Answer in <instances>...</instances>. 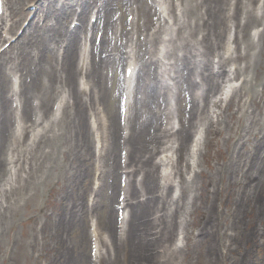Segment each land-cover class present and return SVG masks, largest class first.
I'll return each mask as SVG.
<instances>
[{"label": "bare ground", "instance_id": "bare-ground-1", "mask_svg": "<svg viewBox=\"0 0 264 264\" xmlns=\"http://www.w3.org/2000/svg\"><path fill=\"white\" fill-rule=\"evenodd\" d=\"M24 1L25 0H22V2ZM26 1L30 2L33 0ZM57 1V4H52V0H35L34 6L36 10L34 13V18L33 20H31V22H29L27 28L24 30L22 38L13 45V48L16 50L15 58L9 57L8 60H4L2 58L3 61H0V142L6 143V141L13 139L14 137L12 132H10L9 127H7L10 119L15 116V113L8 107L9 97L7 96V93L9 89L6 86V83L9 78V70L15 68L18 70L17 72L23 73L24 75V80L21 79L19 82L18 91L13 90V95L17 96V98H24V101L22 102V116L24 118L30 117V110H35V117H38V122L33 123V131H35L36 128H41L43 126L42 124L40 125L41 121H43L42 115L44 113L42 108L46 106L47 100L51 99V94L49 91L54 90L53 82L55 81L56 83L57 80L59 84L67 87L68 94L72 99L71 103H67L63 98H61L62 94L57 92L58 89H55L57 91L53 92H57L55 101H58V103L57 110L55 111V113H52V116L56 117V114L62 113V116L59 118L58 122L54 123L55 127L61 130L60 134L57 137L49 139H46L44 136H42V144L50 146L51 150L49 151V153L54 154L60 153L61 151L56 148V145L58 144H61L60 149H62L64 145H68V148L62 151H70L71 146L74 148V151L78 146L89 150L91 139L88 132L87 125L89 126V124L85 109L87 108L88 104H90L89 106L95 105V101L97 99L93 98L91 103H86L85 101H82L80 99L81 95L83 94V92L91 93L92 90L96 88L97 91H99L98 100L104 102V98L106 95V90L102 86L104 75L110 74L109 72H112L116 75L118 73V70L121 71V67H119L118 64L122 66V64L124 63L125 67L123 68V75L126 73L127 68H130L131 70L134 68L132 75H134L133 78H136L132 82L131 74L128 78L124 77L121 85L119 83L118 90L121 91V93L124 92V94L126 95L128 103L127 113H129L130 109H134L133 118L137 120L139 127L136 131L135 128L130 124L128 118L126 127L120 129L116 124L115 112L112 111L110 115L111 132L104 137L101 144V149L103 152H105V147L111 148V153L115 156L116 150L119 147V131L125 129L129 130L128 137L124 140L123 143V146L128 151V160L132 162V159L134 161V158H138V161L140 162L139 157L144 152V159L141 161V166L138 169L134 168V171L138 172L142 170V166L148 167L146 170H143L142 185L148 186L149 184L154 183L153 189H155L156 192L160 189L163 190L165 188H169L170 182L162 180L164 181V185L160 186L155 182V180L160 181V178L159 176H155L157 165L155 161L153 162L154 154H151V150L159 152L158 166H168V163L171 160V150L168 147L176 142L178 143V148L176 149L178 153V159L181 161L184 160L183 151L185 150V144L188 138L187 136L189 135L190 129H193L197 124L195 123L194 125L192 121L196 119V116H199L201 113H203V109L199 111L198 108H196V94L194 95L193 93H191L189 101L191 106L189 109V113L191 111L192 118L188 121V128H181L176 131H173L171 127L168 128L171 119V113L170 110L165 107L167 106V91L165 90V92H161V90H164L165 88L169 89L167 81H173L176 78L172 71L176 72L177 67H174L173 64L167 63L165 61L166 59L170 60L175 58L179 65L183 66L186 69H192L194 61L191 62V58L193 55H195L194 53L196 51V47L194 44L190 46V38L192 39L193 37H196L198 33H200L198 35L201 36L202 32V28L197 21L198 16L196 14V9L203 10V13L200 17V24L203 25L205 23V20L207 19L204 18V14H212L216 19H218L220 24L226 26L229 22V17L226 14L217 16L214 9L216 8V5L218 3H222L223 1H225L224 5L219 6L220 10H224L225 12V7L228 6V0H180V6L183 2L185 4H182V7L181 9H179L178 14H175V7L172 3H170L171 8L168 10L169 5L168 7L165 6L164 0L162 3L158 2L152 5L148 4V8L147 5H143V0H122L124 1V3L121 4V7L124 9V13H128L127 15H135L138 17L137 12L141 8L140 14H144L146 17V19L144 17L145 21L142 27L137 25L136 22L132 20L129 24L131 26V29L130 31L126 32H122L121 30L119 31L118 25L116 24L117 19L114 21L111 19V16H113V9L111 5L121 0ZM235 2L236 6L233 7L232 5L231 7L235 10V13L238 14V21L242 13L248 10L243 8V6L245 7L244 0L242 1L243 6L241 5V0H235ZM75 7L77 8V10H75ZM156 7H159L158 18L156 20V23L151 24L153 25V32L150 33L148 29L150 24L147 25L149 23L148 15L149 13L151 14V8L155 9ZM9 9L13 15H18L22 18L26 14L24 8H21L20 6V0H15V7L9 6ZM92 9H94L95 11H91ZM3 11L4 9L2 10V12ZM90 12L91 16L89 19L93 17L96 19V21L101 20L102 18L104 19L102 29L103 36L99 45H95L93 42L92 46V41L90 38L85 37L82 40V38L79 37V34L87 30V28L91 31L95 29L96 23L90 24V22L87 20L88 14ZM169 14L174 17V36L167 39H161V36L157 37L158 43L165 42V49L168 47V50L166 51L164 49L161 52L160 49V53H155L153 51V44L156 40L155 34H159L161 32V27L163 26L161 25V23L164 22L165 24L169 25V20L171 18ZM153 16H156V11H154ZM244 18H246V16ZM71 20H75L77 23V25H75L72 29H70L68 26ZM40 21L41 25H39ZM251 22H255V19L249 18V20H247V24ZM14 24L16 25V22ZM156 27H159V29L155 30L154 28ZM2 31L5 32L4 29H2ZM7 31L8 33H11L13 31L12 27H9ZM109 31L111 32V34L108 36L107 33ZM134 35H136L137 37L143 36V39L141 40V42L138 41V44L135 43V46L133 48L135 49L137 47H145L144 54L148 55V59L141 65L139 64L141 56H136L135 53L132 54L134 49H131V46L133 44L131 41ZM123 39H125L126 42L121 46ZM118 41H120L119 46L117 45ZM80 42L82 43L79 46ZM127 42H131L130 45L126 46ZM94 45L95 48L98 49L99 58L97 60V53H93ZM249 46L247 47V52H245V54H240V58L244 56H246L247 58L249 57ZM1 47L2 46H0V54L5 51V49L1 51ZM128 47L130 50L127 51ZM229 50L230 48L227 47L224 56L228 54ZM54 52L57 55H52V53ZM224 56L219 60L220 64L225 63V59L227 57L225 58ZM263 56V51H260L258 54V61L250 62L247 59L248 69L258 72L259 78L263 76L261 73V61L263 59ZM28 57H30V59ZM195 57L196 55L194 56V58ZM228 57L231 58V56ZM52 60H54L56 64H54ZM14 61H17V63L14 64ZM7 64L10 65L7 66ZM151 67L153 68V79L156 81L153 85H151L149 81L150 73L148 71H150ZM81 71H83L85 78L88 79L91 87L87 88L86 83H83L82 86L79 85V87L76 83V76ZM176 73L178 79L181 80L182 78L179 76L178 72ZM26 78H29V82L26 81ZM209 78L210 75L207 74L206 81L208 83H210ZM139 79H142V84H139ZM232 80L233 79L229 77L228 80H226V84L220 88V90L213 96L210 103H208V109L202 116V124L200 127H196V132L192 136L188 151L185 154L188 158L186 168L192 167V164H190L189 160H192L197 155L198 151H200L203 132L207 134L212 133L210 129L208 130L204 126L209 121V114L213 115L219 104L221 105L225 97L232 91L231 88L233 86L232 84H230V81ZM132 83L134 84L133 87ZM135 90H140V98L136 97L137 100H134V102H132L131 98L133 94H139V92ZM154 91H157L156 97L152 96ZM93 94L94 91L92 95ZM32 97H35L39 102L37 105L38 107H29V103ZM160 98L162 99L161 103H159ZM250 99L253 104H255V100L252 97ZM17 101L18 103H20V99H18ZM164 102V109H161L162 103ZM153 103H156L155 108H152L150 106V104L152 105ZM231 103L229 101L228 105H230ZM186 104H188V102H186ZM46 114L48 115V110ZM234 115V112L229 113V117L238 122V119L235 118ZM162 116L164 117V119H166V125L164 128L162 124H158V121L162 119ZM211 126L214 127L213 125ZM227 128L231 129L228 125ZM150 129L153 130L152 133L149 132ZM144 130L147 131L146 137H148V140L141 139V134L144 132ZM252 130L258 131V135L254 137V141L251 144L253 151L250 150L249 154L250 157L252 154H254L256 157L254 159L248 157L247 161H244L241 168L238 169V172H240L241 175L240 186L243 185L242 187H246L248 190H252L253 186H255L253 185V183L255 181L258 182L259 180H261V176L264 174V119L259 122H255ZM212 131L217 132L215 128ZM135 132H137L136 135H134ZM28 133H31V131ZM37 134L38 131H35L31 135L35 137ZM219 134H221V132H219ZM229 141L230 138L225 139L226 146L228 145ZM207 146L208 145H206V147ZM172 147L173 146H171V148ZM42 153L43 151H38L35 154L34 159L41 157ZM147 153L149 155L148 157H145V154ZM199 155L201 156L202 153H199ZM235 159H237V161H241L236 148L235 157H232L230 160L231 164L235 163ZM112 168L115 173L112 175L113 182L111 183L110 188L113 190V192H118L119 188L116 178L119 165ZM165 169L166 168H164V171H166ZM175 170H177L178 174L182 173L181 169L178 166H175ZM231 170L234 173L232 166L228 165L223 170V173L226 182L229 183L230 187H234L236 185L235 182L230 184ZM203 174L204 173L201 172L199 176H202ZM162 177H164V175H162ZM214 178L215 176H207L208 181L203 182L202 187H208L210 185L215 188L216 185ZM1 181L5 180L2 179ZM183 183L185 184V186L183 187V193L186 199V186L190 187V184H186V182ZM192 183L197 184L195 190L196 196L193 201V205L194 207H196L198 201L197 191L200 187V182L197 179V176L193 179ZM28 184H31V182L28 181ZM6 186L7 185H4V187ZM127 187L128 193L127 198H125V207L128 204H132L131 202L128 203V200L134 199L137 196V193H140V191L136 187H134V184L131 181H128ZM214 192L215 191L213 190L212 193ZM153 193L155 192H151L150 194ZM106 198L109 203L105 206V213L109 214L110 216L109 218H107V224L102 221V225L106 228L107 231L111 233V235L113 232V238H115V223L110 217L113 216L114 213L113 203L117 202H113L115 201L114 194L109 195ZM160 198L162 208H164V213L160 216L157 215L156 218L152 219L151 221L147 219L151 216L149 215L150 211L148 209L150 207L149 203L146 202L145 205H142V203L140 204L139 202L135 203L134 207L138 206V213L134 215L133 219V221L136 222V225H132L130 220L128 228L122 235V238L117 241V247L115 248V258L112 259L108 256L107 259L102 260V263L173 264V262L168 263V261L176 259L178 252L172 250L169 245L162 246V249V247H158V244L160 242H169L171 231L173 228V222H175V218H173V215L170 216L169 203L173 202L178 204V200L170 199L168 201L166 195L161 196ZM247 198L249 199V197ZM200 204L201 202L199 203V205ZM152 205L156 207V209L151 208V210L153 212H157V209L160 207V205H158L157 203H152ZM178 206L179 205H177V207ZM142 212H145L148 215L145 216ZM130 214L132 217V212ZM147 220L149 222H147ZM4 225L5 217L0 213V231L3 229ZM153 225L155 226V228L159 227V231L154 234L152 232ZM151 236H153V238L148 240V238ZM213 242H215L214 239ZM157 249H162L160 251L162 252V255L160 257L158 254H155ZM168 250H170L171 252L168 253ZM213 250L214 245L209 244L208 242V250L206 253H211L213 252ZM201 252L202 251H199L197 253L196 250L193 253L190 252V254H193V256H195V259H198V261H196L197 263H200L201 261L199 257V255H201ZM187 257L188 256H186V258ZM162 258L163 260H161ZM206 259L208 262L211 257H206ZM87 263L84 260L83 264Z\"/></svg>", "mask_w": 264, "mask_h": 264}, {"label": "rangeland", "instance_id": "rangeland-1", "mask_svg": "<svg viewBox=\"0 0 264 264\" xmlns=\"http://www.w3.org/2000/svg\"><path fill=\"white\" fill-rule=\"evenodd\" d=\"M52 4H57V0H52ZM263 1V0H262ZM261 0H244L245 7L241 18L240 26H236L237 15H234L230 20L231 23L226 27L220 24L218 19L212 22L208 21V25H200V15L198 9H196V14L198 16L197 21L201 26L202 32L201 36L197 34L196 37L190 38V46L195 45L196 51L195 55L192 56L191 62L197 61V65H193L194 68H184L179 65L175 60H172L173 65L177 67L179 76L182 78L183 82L177 83L178 89L181 92L186 90L188 94L191 92L197 93L198 95H203L204 98H210L212 93L216 91L207 83L206 77L201 78L200 75H196V70L198 66H205L209 69L210 58L211 62L217 66V57L214 59L211 55L220 54L222 43L224 42V51L226 38L229 36V26L235 31L236 39H238V47L247 52V47L249 46L248 60L250 62L258 61V54L263 51L264 54V10L261 12L263 2ZM35 0L27 2L26 0L22 2L20 0L21 8H24L25 15L19 17L18 15L11 14L8 6L15 7V0H5V16H0L3 21L6 19V28H9L13 22H16V28L12 32L14 40L16 37H22V31L27 27L28 22L34 18L32 14L35 11L34 4ZM124 1H118L111 5L113 11L117 10V7L121 9L120 5ZM233 3V2H232ZM147 5V0H143V5ZM185 4V3H184ZM262 4V6H261ZM18 6V5H17ZM261 9L258 10V7ZM179 9V8H178ZM75 10L77 8L75 7ZM141 12V8H140ZM138 12V13H140ZM91 12L88 15L87 20H89ZM246 16V18H244ZM145 15L139 16V26L143 25ZM153 17V16H152ZM151 14L148 15L149 23L155 22V17L152 18ZM255 19V22H251L246 25V21ZM92 21L94 18L91 19ZM229 20V21H230ZM73 22V23H72ZM26 23V24H23ZM213 23V25L211 24ZM103 26V22L101 23ZM101 24L96 26L93 32L92 41L97 45L98 38L102 37ZM41 25V21L39 23ZM76 25L75 21L69 22V27L72 28ZM4 24L0 25V32ZM205 27V28H204ZM240 28V29H239ZM240 32H239V31ZM239 32V33H238ZM254 32V33H253ZM108 32V36H109ZM9 35V34H8ZM9 35V36H11ZM81 38L90 35V33H80ZM12 37V38H13ZM95 37V40H94ZM225 39V41H224ZM234 40V36H233ZM101 41V40H100ZM5 44L0 38V45ZM100 43V42H99ZM10 45L7 50H9L4 57V60H8V55L12 56L14 49H11ZM235 46V45H234ZM140 50V49H139ZM95 52V47L93 48V53ZM139 53V52H138ZM52 55H56L52 53ZM96 60L99 58L98 53L96 54ZM30 59V57H28ZM145 58V57H144ZM1 59L0 61H3ZM144 60V59H142ZM247 57L244 60H237L239 62V72L237 75L238 85L236 87L237 93H234L236 99L232 100L233 112H235V118L238 122L229 117L231 111L226 105L224 107L217 108L216 113L212 116L215 121L214 127H209L212 133H209L208 138L203 136V149L205 144L208 145L207 149H204V154L199 157L200 167L199 171L205 172V174H214L216 172L215 181H217V190L220 189L219 197L213 196V201L211 202V208L200 207L201 211L204 212V218L198 217V221L201 226H192L189 220L194 217L192 213L191 218L189 213L195 207L191 206L194 195L196 194L195 189L191 188L186 201L188 204L185 206V211L180 209L177 213L179 217H184L187 213V223L182 226L186 235L197 238V253L201 252L199 255L201 261L197 263L198 259L195 256L190 259L185 258L184 251L179 252L181 258L175 264H264V174L261 176L260 186H253L252 190L242 191V188L235 185L230 187V185L222 180L221 169L226 165L230 164L229 161L232 157H235L234 147L237 144L238 139H240L241 145L238 146L236 151L241 159L233 163L234 170L237 171L241 168L242 163L247 161L248 157L254 159L256 156L254 154L250 157V150L253 151L251 144L254 141V137L258 135V131L252 130L255 122L262 120L264 116V56L261 61L263 76L259 78L258 72L249 70L245 63ZM54 64L55 61L52 60ZM17 61H14V64ZM5 64V63H4ZM8 66L10 64H7ZM13 65V64H12ZM235 66L237 64H234ZM243 67V68H242ZM229 68V64L225 69ZM242 68V69H241ZM17 69H11L9 73V78L7 80L6 86L9 87L8 92H10L11 81L24 80L23 73L17 72ZM175 72V73H176ZM207 74V71L204 70ZM110 74H105L102 86L106 90L105 100L103 107L99 106L98 111L103 114L105 119L109 118L112 111L118 115V90L116 83L118 82L119 76H121L120 70L115 75L112 72ZM174 74V72L172 71ZM21 74V76H20ZM152 75V73H151ZM16 76V77H15ZM153 78V75L151 76ZM189 77V78H188ZM151 78V85L155 83V80ZM78 81V77L76 78ZM191 80H194L196 86L191 84ZM199 80V81H198ZM29 82V78H26ZM108 81V84H107ZM142 79H139V84H142ZM169 87H172L173 82H169ZM172 83V84H171ZM53 88H59L58 90L65 91L66 86H62L59 82H53ZM190 87H194L192 90ZM13 88V87H12ZM235 89V90H236ZM140 91V90H139ZM10 95V93H9ZM157 91L152 94L156 97ZM182 101V94L179 93ZM140 97V93L138 94ZM255 100V104L250 98ZM86 101L90 103L93 99L90 97H85ZM184 98V96H183ZM13 99V98H12ZM54 99H49L46 102L47 110L51 111V104ZM159 101H162L160 98ZM15 102V101H14ZM36 101H31V106H34ZM179 103V101H178ZM181 104V102H180ZM156 103L150 106L155 108ZM14 103L10 104L13 110ZM165 106V105H164ZM184 109H186L185 102L183 101ZM181 124L187 126L186 118L184 115L182 117L181 110ZM163 107V106H162ZM177 105L172 104L173 116L176 115L175 111ZM33 113L31 111V121L33 119ZM186 117V115H185ZM118 118V117H116ZM13 118L9 121L7 127L12 124ZM218 123V125H217ZM135 124V130L138 129V123ZM222 130V135L219 136L218 133L214 134L212 131L214 128ZM227 125L229 126L228 129ZM100 130V129H99ZM53 131V130H52ZM58 133L57 128L54 130ZM101 132V130H100ZM53 133V132H52ZM147 131L141 135L142 140H148L146 137ZM225 137L230 138L231 143L227 146L223 141ZM187 141V145H188ZM22 142L11 141L6 145H3V150L5 151L7 145L8 147L12 145V150L10 156H13L12 163L10 167L13 171L12 175L6 172V170L1 164L2 169L0 170V179L7 177L10 179V186L2 187L0 194V202H7V208L1 209L6 212L5 225L0 231V264H83L84 260L87 263L88 257L90 259V253L88 250L87 240L84 239V233L87 231L88 222L90 219L99 218L100 222L101 216L103 215L101 206L98 205L99 201L95 203L96 195L92 198L91 209L86 212V202L90 198L91 185L94 181L92 179V164L88 162V176L85 177L86 168L83 166V161L86 153L82 147L77 148L75 151H62L68 148V145H64L58 155H47L39 157L36 162H32L30 156L26 161L23 160L22 156ZM7 147V149H8ZM151 147V146H150ZM0 148H2L0 146ZM6 149V154H7ZM186 150V149H185ZM119 151V149H118ZM116 152V157L118 159L120 152ZM185 152V151H184ZM141 156H144V152ZM140 156V157H141ZM33 163L32 167H29ZM112 160H109V164ZM79 164L80 169H79ZM232 165V164H231ZM212 168V169H210ZM33 178L32 180H27V176ZM236 178L241 179L240 173H236ZM36 179V180H34ZM32 181L34 184L27 185V182ZM234 180H230V184ZM0 182V184H3ZM200 189H198L197 194H199ZM173 188H170V194H172ZM249 197V199L247 198ZM201 202V201H200ZM3 203V204H5ZM201 205L203 203L201 202ZM181 207V206H180ZM1 208V205H0ZM154 217V215H152ZM196 218V217H195ZM208 219V220H207ZM204 220H207L206 223ZM205 223V229H202V225ZM198 230L200 233L198 234ZM105 234V233H104ZM213 239L215 242H213ZM209 244L214 245V250L211 253H206ZM172 244V239L170 241ZM228 248V249H227ZM159 254V250L157 251ZM186 254V253H185ZM206 257H211L207 262ZM88 264V263H87Z\"/></svg>", "mask_w": 264, "mask_h": 264}]
</instances>
